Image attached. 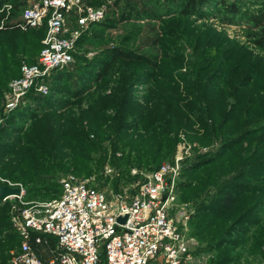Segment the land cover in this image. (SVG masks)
<instances>
[{
	"label": "rangeland",
	"instance_id": "rangeland-1",
	"mask_svg": "<svg viewBox=\"0 0 264 264\" xmlns=\"http://www.w3.org/2000/svg\"><path fill=\"white\" fill-rule=\"evenodd\" d=\"M187 1L82 0L103 13L83 24L74 12L66 17L65 35L75 36L73 61L58 78L49 82L51 71L43 80L46 92L37 93L49 102L24 98L12 110L5 109L9 79L22 63L37 60L45 23L1 32L21 22L32 0L2 2L0 184L21 186L31 201L49 197L53 191L45 190L72 174L110 193L181 156L177 183L187 184L177 189L172 215L192 238L190 264H214L209 246L219 238L242 240L221 248L237 263L264 264V51L246 17L227 11L235 0H207L185 15ZM239 3L245 13L262 5ZM114 47L134 58L115 61L94 80ZM35 179L45 182L41 191ZM228 183L236 201L214 215ZM17 218L12 203L0 199V264H10L30 239Z\"/></svg>",
	"mask_w": 264,
	"mask_h": 264
},
{
	"label": "built area",
	"instance_id": "built-area-1",
	"mask_svg": "<svg viewBox=\"0 0 264 264\" xmlns=\"http://www.w3.org/2000/svg\"><path fill=\"white\" fill-rule=\"evenodd\" d=\"M73 12L80 24L103 13L84 7L82 0H32L23 10L20 29L44 22L46 31L36 62L22 63L19 77L10 81L6 110L17 107L32 87L45 93L42 83L49 73L73 61L75 36L65 35L66 17ZM180 160L176 156L161 163L117 192L106 193L68 174L60 179L58 197L27 201L21 186L5 182L0 186L16 188L17 193L1 200L17 210L25 237L34 232L36 242L41 235L55 238L56 257L49 264H190L192 238L180 231L172 215L178 207ZM132 173L137 174L136 170ZM178 215L185 224L188 214L183 207L178 208ZM119 217L124 221H118ZM10 264L43 263L28 240Z\"/></svg>",
	"mask_w": 264,
	"mask_h": 264
},
{
	"label": "trees",
	"instance_id": "trees-1",
	"mask_svg": "<svg viewBox=\"0 0 264 264\" xmlns=\"http://www.w3.org/2000/svg\"><path fill=\"white\" fill-rule=\"evenodd\" d=\"M4 1L13 2L14 0H0V4ZM206 1L207 0H188L184 4V7L180 11L185 15L191 14L192 12H195V10H198L197 7H199L200 5L205 3ZM257 1H261L262 5L251 13H245L243 10H241V8H240L241 6H239L240 5L239 0L232 1L231 3L227 4L226 8H227V11L233 17L235 15H240V16L246 17L247 22L250 23V27H251L250 28L251 32L249 35L254 38V43L256 44V46L264 51V0H257ZM13 4H15V3L13 2ZM37 28L38 27L32 28V29H37ZM42 29H43V35L40 39L39 51L42 47L41 40L43 39V37L45 35V31H46L45 25L43 26ZM20 30L21 29H20L18 23H14L11 25H5L1 32L20 33L21 32ZM39 51H38V53H39ZM106 56H107V60H104L102 62L101 68L98 69L97 72H95L94 80H96V81L103 76V74L109 69V67L115 61H117L119 59L129 60V59L134 58L133 53H131L128 50L119 48V47H114V48H111L110 50H108ZM137 57L141 58L140 56H137ZM35 62H36V60L31 61V62L27 61L26 63L33 64ZM59 71H60V69L53 70V74H51V76L47 80H49V82H51V79L53 80L54 78H58L62 74V73H59ZM55 72H57V74ZM19 75H20V66L18 67L16 75L11 77L9 80H12L13 78H17V77H19ZM71 94H73L74 96H77L80 94V92H71ZM25 99L36 101L38 104H41L42 106H46L47 103L49 102V98L47 96L41 95L40 93H37L34 87H32L27 92ZM234 139H236V137L233 138L232 140H234ZM235 142L236 141H234V143ZM157 167L153 168V170L156 169ZM42 183H44V185H45V182H40L39 179L34 180V185L40 191L42 189L41 188ZM185 184H187V182L178 183L177 189L181 188V186H184ZM48 185H53V184L50 182ZM231 185L232 184L228 183L224 186V188H221L219 190V194H218L217 199H216L217 207H216V209H214V211H213L214 213L212 212V214L221 215V214L227 212L228 210H230L232 208V206L234 205V203L236 201V197L238 194H237V192H235L231 188ZM50 189L51 190H45V192L46 191L47 192L53 191L49 194V197H47V198L35 197L32 200H48V199L58 197L60 194V191H61L60 182L58 185L54 184L53 187ZM98 189H100V188H98ZM117 191H119V190L115 189V192H117ZM239 231L241 232V230H239ZM37 235H38L37 233H34V232L31 233V236L29 239L30 246H31L34 254L38 257V259L43 264H49V261L56 257L57 242H56L55 238H53L51 236H47V235H41L40 236L41 241L36 242L35 238L37 237ZM222 239L223 238H221V239L219 238L218 240H216L215 242H213L209 246L210 250H213L216 252V254H214L213 263L214 264H240V263H237V260L234 259L233 256L229 255L230 250H223L221 252V248L224 247L225 244H227V246L230 249L236 248L238 246V244L242 243V240H240V241L234 240L233 238H229V239H225V240H222ZM101 259L103 262V260H104L103 251L101 252Z\"/></svg>",
	"mask_w": 264,
	"mask_h": 264
},
{
	"label": "water",
	"instance_id": "water-1",
	"mask_svg": "<svg viewBox=\"0 0 264 264\" xmlns=\"http://www.w3.org/2000/svg\"><path fill=\"white\" fill-rule=\"evenodd\" d=\"M17 193V189L16 188H11L8 186H0V199H2L3 197H5L6 195H10V194H15ZM118 221H124V218L119 217Z\"/></svg>",
	"mask_w": 264,
	"mask_h": 264
}]
</instances>
